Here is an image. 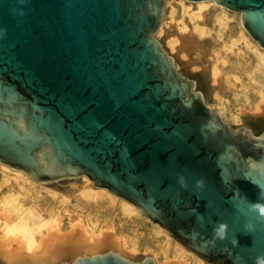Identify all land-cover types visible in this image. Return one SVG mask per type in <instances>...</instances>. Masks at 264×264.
I'll list each match as a JSON object with an SVG mask.
<instances>
[{"label":"water","instance_id":"1","mask_svg":"<svg viewBox=\"0 0 264 264\" xmlns=\"http://www.w3.org/2000/svg\"><path fill=\"white\" fill-rule=\"evenodd\" d=\"M188 1L239 12L264 49V0ZM165 7L0 0V163L38 183L86 176L206 262L256 264L264 130L226 122L181 72L156 36ZM52 264L159 263L109 250Z\"/></svg>","mask_w":264,"mask_h":264},{"label":"rangeland","instance_id":"2","mask_svg":"<svg viewBox=\"0 0 264 264\" xmlns=\"http://www.w3.org/2000/svg\"><path fill=\"white\" fill-rule=\"evenodd\" d=\"M201 2L211 4L166 0L163 24L156 36L181 72L196 80L206 102L226 122L234 127H250L259 134L264 130V110L256 111L258 104H264V49L244 29L239 12L213 1ZM186 36H199L204 42L201 67L190 63L182 52L172 50L177 39ZM212 66L219 68L217 83L212 79ZM9 194L18 195L24 209H31L43 219L58 217L64 232L77 224L96 235L113 231L128 236L124 250L104 247L98 252L115 250L136 260L157 256L159 264H169L172 254L181 253L187 264H210L142 215L135 205L107 189L94 187L86 176L38 183L26 173L0 163V225L6 222L1 202ZM162 250L169 259L157 254ZM86 254L93 253H69L49 264L70 262ZM0 264H5L2 259Z\"/></svg>","mask_w":264,"mask_h":264},{"label":"bare ground","instance_id":"3","mask_svg":"<svg viewBox=\"0 0 264 264\" xmlns=\"http://www.w3.org/2000/svg\"><path fill=\"white\" fill-rule=\"evenodd\" d=\"M200 4L211 3L200 2ZM201 39L199 36L177 39L172 50L182 52L190 63H196L195 66L201 67L203 65L201 47L204 46ZM211 74L213 82L217 83L219 68L212 66ZM263 110V103L256 106L257 112ZM1 203L6 222L0 225V259L5 264H49L69 253H95L104 247L124 250L128 241V237L123 234L110 231L103 236L96 235L87 227L77 224H73L69 232H64L58 217L43 219L31 209H24L16 194L5 196ZM12 217H15L14 221H11ZM157 254L169 259L166 251L162 250ZM171 256L169 264H187L182 259L181 253H174Z\"/></svg>","mask_w":264,"mask_h":264},{"label":"clouds","instance_id":"4","mask_svg":"<svg viewBox=\"0 0 264 264\" xmlns=\"http://www.w3.org/2000/svg\"><path fill=\"white\" fill-rule=\"evenodd\" d=\"M254 210L259 212V215L261 217H264V205L262 204H256L253 206ZM215 235L219 239H225L228 235V225L225 223H221L218 225V227L215 229ZM235 243V241H233ZM256 264H264V256H258L256 258Z\"/></svg>","mask_w":264,"mask_h":264},{"label":"crops","instance_id":"5","mask_svg":"<svg viewBox=\"0 0 264 264\" xmlns=\"http://www.w3.org/2000/svg\"><path fill=\"white\" fill-rule=\"evenodd\" d=\"M121 235H122V234H121ZM124 236L126 237L127 235H124ZM127 237H128V236H127ZM127 237H126V238H127ZM127 242H128V241H127Z\"/></svg>","mask_w":264,"mask_h":264}]
</instances>
